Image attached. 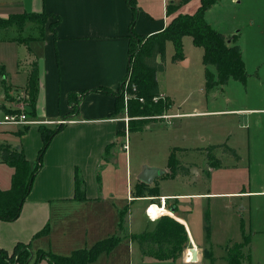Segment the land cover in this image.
I'll return each instance as SVG.
<instances>
[{
	"label": "crops",
	"instance_id": "crops-1",
	"mask_svg": "<svg viewBox=\"0 0 264 264\" xmlns=\"http://www.w3.org/2000/svg\"><path fill=\"white\" fill-rule=\"evenodd\" d=\"M132 1L136 9L132 32L142 36L159 32L175 15L193 13L201 4L200 0H188L186 3H180V0H161V14L154 15L149 7V0ZM235 2L238 3L237 0H216L204 12V16L216 31L222 32L227 37L237 35L236 41L241 48L245 69L243 36L238 19L230 14ZM167 5H175L176 8L173 12L167 13ZM40 12L49 14L53 19L55 16L59 17L58 22L54 20L52 29L48 22L38 33L22 34L28 27L38 29L36 24L25 23L21 29L9 25L10 28L20 30V34L0 36V40L7 46L12 45L13 50H17L16 45H21L24 50L27 49L22 52L24 53L22 59L18 57L17 52L12 58H7L9 66L0 62V119L12 108L25 104L31 119L39 122L44 120V122L27 125L0 124V144L21 149L24 158L33 166L37 153L43 145L39 126L53 128L54 123L49 121H57L68 115L71 116L66 119L71 122L64 123L51 137L50 143L43 152L41 165L31 180L26 197L21 202L16 219L11 221L0 219V249L11 255L17 244L26 245L30 253L28 260L32 264L39 252L60 256L70 255L77 249H89L98 241L119 235L120 241L115 248L107 253H100L87 264H117L114 258L120 251L124 238H127L130 244L128 264H202L205 261L209 264H229L226 260L227 248L242 243L243 237L248 236L250 241L243 247L241 264H264V225L256 220L252 228L251 219L246 220L243 212L238 214L239 219L232 221V226L240 232L239 240H228L226 244L224 243L223 252L217 257H214L211 251L210 239L214 227L222 228L224 233L229 230L226 223L230 224V222H213L214 212L211 206L215 199H232L228 204L236 206V211H247L249 216L258 208L264 209V170L252 178L247 171L248 181L241 183L236 189L202 190L197 188V182L192 179V176L200 174L194 172L195 166L193 167L192 161L187 160V155L193 154L194 150L203 152L210 145L225 143L236 151L237 158L223 153L219 147H216L213 150L220 149L223 155L217 160L220 163L217 164V168H223L224 160L228 157L234 160L236 168H264V155L260 154L256 159L254 154V136H260V131L263 129L262 120L259 118L260 115H264V106L237 107L228 110L207 108L206 111H194L193 108L192 112L174 113L171 108V97L174 93L167 89L164 80L160 77L166 70V59H164L165 67L156 73V78L159 93L170 101L168 109L164 111L167 113L166 118L192 115V113L207 114V112L224 111L241 113L245 122L239 120L238 124L241 129H245L244 136L234 138L230 132L223 142L208 143L207 146L168 147L166 149L168 155L171 151L187 153L185 158L190 162L186 165L190 168L188 174L163 178L164 172L168 170L166 163L163 174L153 179L150 184H145L138 179V175L143 166L149 165L142 163L132 180V169L130 165H126L125 138L129 133V118L127 113L115 110L117 95L115 93L128 67L129 31L133 15L131 4L127 0H23L0 9V18H8L12 14ZM253 54H256L255 50ZM172 56L171 62L174 65L179 64L186 69L191 66L189 57L183 55V52L176 61L172 60ZM205 67V74L209 70L215 77L214 67L211 65ZM34 69L37 82L36 98L33 102L30 97L27 103L21 101L20 105H13L8 96L15 87L24 89L25 95L26 89L29 96L27 81ZM101 88H106L112 93L100 91ZM71 93L74 96L83 93L75 113H71L70 110L68 95ZM212 95L215 97L217 94L212 91ZM178 107L180 108V105ZM121 149L125 151V193L122 190L118 193L114 185L116 170L110 168L109 164L103 163L107 155L119 158ZM217 168L210 167L209 171ZM0 170L2 173L0 189L8 190L14 170L1 160ZM77 177L82 182L79 190L75 182ZM165 179H184L185 186L180 193H162L161 185ZM141 184L149 188L155 187L157 194L139 195L138 191L143 187ZM161 196L166 199L161 212L159 209L161 213L159 217L169 215L184 225L188 242L192 241L197 248L196 260H191L187 255L188 249L185 257L175 260L151 258L143 255L138 244L132 241L133 234L150 229L153 221L159 218L155 205L151 206L149 214L154 218L157 217L156 219L148 218L145 209L150 203H158L154 202V199L157 198L158 201ZM180 199L188 201L181 203V209H178ZM196 207L202 217L200 216V220L195 223L199 233L195 238L186 214ZM232 214L235 215L234 212ZM207 218H210L209 224ZM205 245H208L207 254L202 255ZM37 264H49V262L40 259Z\"/></svg>",
	"mask_w": 264,
	"mask_h": 264
},
{
	"label": "rangeland",
	"instance_id": "rangeland-1",
	"mask_svg": "<svg viewBox=\"0 0 264 264\" xmlns=\"http://www.w3.org/2000/svg\"><path fill=\"white\" fill-rule=\"evenodd\" d=\"M22 1L23 0H0V9H4V7L11 3ZM237 1L238 3L235 2L232 6L230 14L235 15V18L238 19L241 36H243L244 58L246 60V80L241 82L237 79H229L226 83L217 85L214 89H208V87H205L206 76L204 74L206 67L201 61L203 53L202 48L194 46L188 36L182 39L183 55L189 57L191 62V66L186 69L179 64L174 65L171 62L174 48L173 44L168 41L165 46L166 70L161 73L160 77L164 80L167 89L174 93L171 97L172 112H192V110H194L193 108H195L194 111H206L207 108L209 110H228L237 107L264 106V0ZM148 3L154 15L161 14V0H149ZM11 17L23 18L22 15L18 14L12 15ZM41 20H45L44 22L46 24L49 22V27L51 29L53 28L55 19L50 16H47L46 18L39 16V18L35 20L38 29L35 30L28 27L22 34L38 33L41 31L42 26L45 25V23H41ZM24 22L28 25L34 23L27 19V17H24ZM20 32V30L10 27L7 29L0 28V36L20 34ZM141 41L132 43L133 58L135 56V48H139V46L142 45ZM236 43L238 44L237 41ZM16 46L17 50H13L11 48L12 45L7 46L5 42L0 40V62L9 66L8 59L12 58L16 52L18 53V57L22 59L24 56V53L22 52L27 51V49L24 50L21 45ZM253 50H255L256 54H253ZM260 60H262L260 63H256ZM23 90L24 89L15 87L8 96V98L12 100L13 105H20L21 101L25 103L29 102L30 97L27 95V90L25 89L27 96L24 94ZM212 91L217 94L215 97H213ZM179 105L180 108L178 107ZM120 112L126 113V109H124V99ZM166 117L167 113H163L160 116H149L147 117L148 122L146 121L142 129L133 130L127 134L125 138L127 140L126 165H130V168L132 169V180L142 163L164 170L169 156V153L166 150L168 147L183 146L193 148V146H207L208 143L223 142L227 139V135L230 132H232L234 138L244 136L243 133L245 132V129H241L238 124L239 120L245 122V120L243 121L244 116H242L241 113L235 114L224 111L222 113H192V115H177L170 118ZM260 117L262 118L259 119L262 120L263 129L260 131V136H254V154L256 155V159L260 154L264 155V115H260ZM207 152L209 153L207 149L203 152L201 150H194L193 154L187 155V160L192 161L193 167L195 166L194 172H199L200 174L199 176H192V179L197 182L198 189H212L216 191L236 189L241 183L248 181L247 179L249 175L247 171L250 172L252 178L256 177V175L264 170L262 167H252L251 169L246 167L236 168L237 166H235L234 160L230 157L224 160L223 168H217V160L223 156L220 149L210 151L212 157L209 161L206 157ZM124 153V149H121L119 151V158H117L118 156L114 158L107 155L103 162L109 164L110 168L113 167L114 170H116V182L114 185H116L118 193L120 190L125 193L124 183L126 165ZM175 153L176 159L181 158V163L184 165L190 164L185 158L187 153L179 151ZM243 154H245L244 151ZM210 167H216L217 169L209 171ZM1 174L0 170V175ZM183 180L165 179L161 185V192L180 193L183 190V186H185ZM255 184H257V182L253 185L255 186ZM252 199L253 198H251V200ZM230 200L232 199L224 200V198H217L213 201L211 206V210L214 212L212 217L214 223L220 221L230 222V224L226 223V225L229 226V230H226L224 233L222 228L214 227V233L211 234L210 238L212 241H210L212 246L211 251L214 257L219 256L223 252V245L224 243L226 244L228 240H239L240 232L232 226V221L239 219L238 214L241 212H243L246 220L249 218L251 219L252 228H254L253 222L256 220L258 223H261V225H264L263 208H258L255 212L252 211L249 216L247 211H236V206L228 204L230 203ZM186 201L188 200L180 199L178 202V209H181V203ZM154 202L159 203L160 198L158 201L157 198L154 199ZM232 212H234L235 215H233ZM200 216L202 217V214L197 207L191 209L189 213L186 214V218H188V221L190 222L195 238L199 236L198 227H195V223L200 220ZM207 223H210V218H207ZM209 235L210 234H208V237ZM129 245L128 239L124 238L122 241V247H120V251L114 258L117 264L129 263ZM187 246L188 247L184 249L180 258H182V256L185 257L188 249L187 255L193 260L192 255L195 252V257L197 256V248L192 241H190ZM207 247L208 245L203 247L202 255L207 254ZM202 264H209V262L205 261Z\"/></svg>",
	"mask_w": 264,
	"mask_h": 264
},
{
	"label": "trees",
	"instance_id": "trees-1",
	"mask_svg": "<svg viewBox=\"0 0 264 264\" xmlns=\"http://www.w3.org/2000/svg\"><path fill=\"white\" fill-rule=\"evenodd\" d=\"M188 0H180V3H186ZM216 0H200V6L189 14L179 13L174 16L170 23L162 30L150 36L137 35L132 32V25L135 21V6L132 0H127L133 9L132 20L130 22V43H129V56L128 68H131V83H135L136 90L131 92L127 89L128 94L132 93L134 96L127 100L126 113L129 117L128 131L140 130L143 128L149 116H160L167 110L170 101L167 97H160L161 94L158 90L156 73L163 70L165 67V43L170 41L173 44L174 54L172 60L180 58L182 55V39L185 36L191 37L194 46L201 47L203 50L201 61L205 66L211 65L215 69V77L207 70L206 71V87L226 83L229 79L239 80L244 82L247 78L244 69V61L241 56L240 45L236 43V36L232 35L227 37L222 32L216 31L205 20L204 12ZM176 6L167 5L166 12L171 13ZM16 15V14H12ZM0 18V27H9L15 25L21 29L24 27V17H27L31 22H35L39 16L46 18L49 14L40 12L22 14L23 18ZM59 17L55 16V21L58 22ZM45 20H41L44 24ZM142 40V41H141ZM141 41L142 45L134 50L132 43ZM35 69L28 78V94L31 102L34 101L36 92V77ZM122 86L116 91L115 110L120 111L122 108L123 94ZM100 91L111 92L106 88L99 89ZM112 93V92H111ZM83 93L74 96L72 93L68 100L70 102L71 113H75L79 101L82 99ZM153 97H160L157 101H153ZM139 98L143 101L140 102ZM71 115L65 116L68 118ZM148 122V121H147ZM63 126L62 123L54 125L53 128L43 126L40 127V136L43 142L42 147L37 153V159L33 166L24 158L21 149L10 147L5 144H0V160L7 163L13 168V176L10 189H0V219L15 220L21 208V202L26 197L32 178L36 174L42 162V155L51 137ZM219 147L221 151L232 155L237 158L236 151L229 148L225 143L221 145H210L207 150L206 157L209 161L212 157L210 153L214 148ZM217 164H220L217 161ZM168 170L164 172L163 178H174L179 175L188 174L190 168L183 165L180 160L176 159L174 151L170 152L167 161ZM77 189L80 188L81 179L75 180ZM138 191L139 195L143 196L146 193L156 195L157 189L155 187L149 188L145 184ZM121 218L123 215L121 214ZM133 242L138 244L140 252L149 257L158 260H175L179 259L184 249L189 244L186 228L182 223L173 217L166 215L156 219L150 229L143 230L131 236ZM120 241L119 235L110 236L104 240L98 241L89 249H77L70 255H56L53 253L39 252L32 262L37 264L40 259H46L49 264H87L92 262L100 253L109 252L117 246ZM248 236H244L242 243L234 244L227 248L226 260L229 264H241L243 258V247L249 242ZM11 255H8L3 249H0V264H30V253L26 245L17 244L14 247Z\"/></svg>",
	"mask_w": 264,
	"mask_h": 264
},
{
	"label": "built area",
	"instance_id": "built-area-1",
	"mask_svg": "<svg viewBox=\"0 0 264 264\" xmlns=\"http://www.w3.org/2000/svg\"><path fill=\"white\" fill-rule=\"evenodd\" d=\"M131 68H128L126 71V74L123 77V81L121 83L120 86H122V94H123V99H124V109H126V105H127V100L132 98L134 96V94H128L127 89H129L131 92H134L136 90V85L135 83H131ZM161 98L163 96H160ZM160 97H153L152 100L153 101H157ZM139 101L142 102L143 99L139 98ZM44 122V120L42 121ZM39 121H35L34 119H31L30 115L28 114V112L26 111V105L23 104L21 105V107H15L12 108V110H10L9 112L5 113L3 115V117L0 119V124H19V125H27L28 123H42ZM71 122V120L66 119V118H62V119H58L57 121H52L49 123H54V125H57L58 123H68ZM160 198V202L159 203H150V205H148L145 209V214L148 216V218L150 219H156L157 217H159L161 215V213H159V209L161 212V209L164 208V204H165V197L161 196ZM155 205L157 207V213L159 215H157L156 218H154L150 213V209L151 206ZM188 260L189 257H187Z\"/></svg>",
	"mask_w": 264,
	"mask_h": 264
},
{
	"label": "water",
	"instance_id": "water-1",
	"mask_svg": "<svg viewBox=\"0 0 264 264\" xmlns=\"http://www.w3.org/2000/svg\"><path fill=\"white\" fill-rule=\"evenodd\" d=\"M141 169L142 170L138 175V179L145 184H150L153 181V179L163 174V170L153 166H149V167L143 166ZM195 255L196 253L194 252L192 255L193 261L196 259Z\"/></svg>",
	"mask_w": 264,
	"mask_h": 264
}]
</instances>
